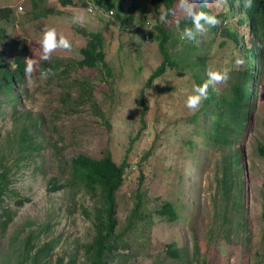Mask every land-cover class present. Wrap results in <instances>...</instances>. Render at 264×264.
Wrapping results in <instances>:
<instances>
[{"label": "rangeland", "instance_id": "obj_1", "mask_svg": "<svg viewBox=\"0 0 264 264\" xmlns=\"http://www.w3.org/2000/svg\"><path fill=\"white\" fill-rule=\"evenodd\" d=\"M214 1L219 2L214 6L216 13L229 15L223 24L238 27L240 43L245 41L250 46L246 41L249 26L239 22L243 13L231 9L227 0ZM72 2L0 0V31L5 33L0 41L3 59L12 68L11 62L18 54L24 60L31 58L36 62L14 115L7 105L3 107L7 108L5 114L0 116V159L12 165L11 184L16 191L4 195L1 204L12 209L13 220L4 231L0 225V264H31L30 257L24 259L23 249V240L30 230L36 237L33 252L45 242L52 243L40 264H67L72 259L75 264H83L86 260L83 245L93 239L95 215L101 203L79 184H66V160L78 153L99 158L109 151L118 164L127 157L116 191L115 234L120 238L110 250L106 264H196L203 259L208 264H264V155L259 151L264 144V70L257 82L258 96L248 128L239 141L245 168L239 180L245 178L246 182L244 208L239 214L238 203L232 202L238 196L236 187L231 196L222 197L217 191L214 161L217 163V152L206 150L207 155L202 156L199 144L191 147L190 140L197 136L194 125L188 121L194 110L186 106V98L195 85L193 77L168 69L148 86L144 93L150 107L143 124L138 94L146 77L137 84L133 82L132 56L138 54L137 49L145 52L147 46L137 42L141 39L156 46L157 41L148 39L145 33L151 30L152 23L161 20L164 9L160 14L148 11L149 25L140 24L139 13L151 0H136L139 6L136 21L119 29V25L114 28L109 23L105 27L108 20L100 18L105 11L95 1ZM8 10L11 13L7 16ZM174 10L175 20L185 14L180 0ZM74 15L82 17L80 23L73 22ZM45 26L55 27L72 44L71 50L52 54L55 60L63 58L60 67L63 73L47 79L41 76L46 69L40 48ZM97 30H103V49L110 74L102 63L95 69L81 68L77 63L82 58L81 49L92 37L91 32ZM183 30L177 28L174 32L185 40ZM211 38L207 70L228 69L230 74L243 66L236 65L234 42L222 35L221 28ZM244 55L239 53L245 61ZM148 59L153 68L159 61L153 56ZM88 84L93 87L92 96L87 93ZM168 86H173V90L166 92ZM224 86L222 82L212 87L219 91ZM22 113L24 116H20ZM35 117L42 119L41 134L33 133V142L38 147L31 152L24 143V153H29L30 158L19 159L21 142L11 137L14 132L20 134L24 124ZM52 177L59 178V187L54 190L49 189ZM19 198H24L21 204L17 202ZM140 199L142 217L129 224V215ZM222 200L230 202L231 212L219 208ZM166 201L180 206L181 215L176 221H167L156 212ZM1 212L0 207V219ZM225 231L232 238L229 241L223 239ZM195 241L197 259H191ZM171 244L181 248L183 255L170 254Z\"/></svg>", "mask_w": 264, "mask_h": 264}, {"label": "trees", "instance_id": "obj_2", "mask_svg": "<svg viewBox=\"0 0 264 264\" xmlns=\"http://www.w3.org/2000/svg\"><path fill=\"white\" fill-rule=\"evenodd\" d=\"M65 3H73L72 0H63ZM104 10L101 19L108 20L105 27H117L119 29L123 26L126 27L134 22L135 15L139 6L136 0H92ZM177 0H151L149 6L141 9L140 18L137 21L149 25L146 16L147 12L154 10L160 14L161 9H164L165 20H157L151 24V30L146 34V37L150 40L157 41L156 46L152 47V44L147 43L141 39L137 41L140 44L146 45V51H149L145 55L144 50L137 49V55L132 56V80L137 84L140 80L146 77L144 84L139 89L138 102L142 106L141 118L143 124L146 123L145 113L149 106V101L145 98V89L153 82L161 78L166 71L177 70L180 72H187L190 77L194 78L195 85H200L207 80L206 62L209 56L208 51L211 47V35L215 34V31L221 28V33L227 36L234 42V53L239 57V53H245V63L242 67H238L232 73L229 74V78L225 81V86L222 90H215L212 86L208 89V96L202 100L199 108L194 110L188 116V121L194 125V130L197 138L190 140L192 149L198 144L202 147V156H206V150L213 149L217 152L216 176L215 182L217 191L222 197L231 196L234 191V187L237 189V198H233L232 202L238 203V212L241 214L244 204L242 203V196H245L246 185L245 178L239 180V176L244 173L245 168L242 161L241 146L239 141L242 138V134L248 128L250 112L257 100V82L260 79L262 71L264 70V50L257 47L260 41H264V0H253V7L245 8L243 0H227L230 8H234L240 13H243L242 18L239 19L240 23H246L249 26V37L244 39L250 42L251 45L247 46L246 42L240 43V32L238 27H233L231 24H223L226 19L229 18L227 12L216 13L214 6L219 2L209 0L208 7H202L199 0H195V8L197 11H205L208 14L215 15L219 20V25L208 26L205 25L206 31L198 33L196 39L189 41L187 39L182 40L180 33L174 31L184 29L185 27H192V22L185 14L181 15L175 20V4ZM193 2V0H189ZM11 10H8L6 15H10ZM2 14V12H0ZM136 21V20H135ZM113 28V29H114ZM138 29V28H137ZM92 37L88 40L87 44L81 49L82 58L78 60V65L81 68L87 67L95 69L100 63H102L108 73L110 74V67L105 59L104 52V36L103 30H97V32H91ZM5 33L0 31V41L3 39ZM226 41L223 40L222 43ZM20 44H25L18 41ZM249 44V43H247ZM239 45L240 48L237 47ZM154 57L159 60L156 62V66L153 68V63L149 61V57ZM4 50L0 51V116L5 114L7 105H10L12 114L16 112V103L20 99L21 95L26 91L27 79L25 78V60L18 54L11 64L4 59ZM63 58L55 60H43V65L46 69H51L54 75L49 77L59 76L62 72L60 69ZM15 66V67H14ZM60 69V70H59ZM112 75V74H111ZM144 86V88H143ZM89 90L87 93L93 95V87L88 84ZM173 86H168L166 92L172 91ZM192 94V93H191ZM6 101V103H5ZM24 116V113L20 114ZM14 119H17L13 116ZM42 119L35 117L29 124H24L22 131L14 132L11 138L19 139L20 153L19 159H29V153H24L23 144H27V149L32 152L36 149L35 142H33V133L35 135L41 134L40 124ZM201 140V141H200ZM200 141V142H199ZM41 145L39 144V147ZM259 151L264 155V144L259 146ZM126 157L122 163L118 164L113 155L109 151L103 154L99 158H94L86 153H78L75 156L66 160L67 168L65 174H67L66 184L80 185L88 192L92 193L99 199L100 208L95 215L94 227L95 234L93 239L83 245L84 255L86 260L83 264H106V258L110 253V250L118 241L120 235L115 234V227L117 225V202L116 191L121 185L122 173L126 165ZM12 165H7L6 162L0 159V207L1 212V230H5L9 223L13 220L12 209L2 207V201L4 195L12 190ZM59 178L52 177L49 180V189H56L59 187ZM140 194V198H141ZM216 196L213 195V200ZM24 201V198H19L17 202L20 204ZM141 199L136 204L133 212L129 215L128 223L131 224L136 218L141 219L142 213ZM230 202L228 200H222L220 209L224 211H232L230 208ZM180 206L174 204L172 201H166L162 203L156 210V212L164 217L167 221H176L180 218ZM236 211V210H235ZM234 211V212H235ZM7 216V218H4ZM235 216V215H234ZM262 217L264 220V204L262 210ZM239 220V219H238ZM223 231V230H221ZM29 234L23 240V249L25 252L24 259L30 257L31 264H40L52 248L51 242H45L40 245L34 252L35 238L33 230L28 232ZM264 237V236H263ZM18 238V236H14ZM229 233L226 231L223 234V239L229 241ZM232 239V238H231ZM12 240H16L13 239ZM18 241V240H17ZM33 241V245H32ZM21 242V241H20ZM197 242L194 243V254L191 259H197ZM169 253L173 256H182L183 252L181 248H175L173 245H169ZM75 260H71L67 264H75ZM193 264V262H190ZM196 264H208L207 260L203 259Z\"/></svg>", "mask_w": 264, "mask_h": 264}, {"label": "clouds", "instance_id": "obj_3", "mask_svg": "<svg viewBox=\"0 0 264 264\" xmlns=\"http://www.w3.org/2000/svg\"><path fill=\"white\" fill-rule=\"evenodd\" d=\"M199 3L202 7L209 6V0H199ZM243 5L245 8H251L253 7V0H243ZM180 7L183 9L185 16L192 22V27H185L183 30V37L189 41L195 40L198 33L202 34L205 32V25L217 26L219 24V20L215 15L208 14L205 11H197L195 8V0L193 2L180 0ZM81 19L82 17L80 15H74L73 22L80 23ZM161 19L165 20V17H161ZM71 47L70 40L63 33H58L55 27L45 26L42 29V37L40 40L41 59L50 60L52 54L57 50H71ZM257 47L264 50V41H260ZM35 63L31 58L25 59L24 71L26 79L31 78ZM235 63L237 66H242L245 61L242 57H237ZM50 75H54L51 69L41 72V76L44 79H47ZM228 78V69L208 70L207 80L200 85L193 86L192 94H189L186 98V106L191 110L198 109L202 100L207 98L209 87L217 83L225 82Z\"/></svg>", "mask_w": 264, "mask_h": 264}, {"label": "bare ground", "instance_id": "obj_4", "mask_svg": "<svg viewBox=\"0 0 264 264\" xmlns=\"http://www.w3.org/2000/svg\"><path fill=\"white\" fill-rule=\"evenodd\" d=\"M92 9H90V11H91Z\"/></svg>", "mask_w": 264, "mask_h": 264}]
</instances>
